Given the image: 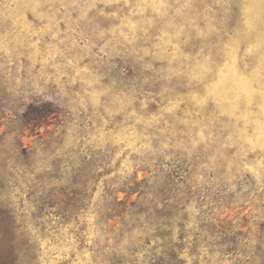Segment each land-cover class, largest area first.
Masks as SVG:
<instances>
[{
    "label": "rangeland",
    "instance_id": "374dc122",
    "mask_svg": "<svg viewBox=\"0 0 264 264\" xmlns=\"http://www.w3.org/2000/svg\"><path fill=\"white\" fill-rule=\"evenodd\" d=\"M0 264H264V0H0Z\"/></svg>",
    "mask_w": 264,
    "mask_h": 264
}]
</instances>
